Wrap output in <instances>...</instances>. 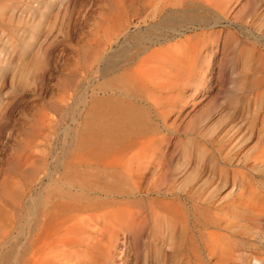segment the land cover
<instances>
[{"label":"rangeland","instance_id":"obj_1","mask_svg":"<svg viewBox=\"0 0 264 264\" xmlns=\"http://www.w3.org/2000/svg\"><path fill=\"white\" fill-rule=\"evenodd\" d=\"M147 10L137 0H0V264L25 263L27 198L37 195L41 208L67 200L72 165L97 157L89 147L105 122L116 131L99 136L113 144L105 160L122 146L133 155L141 127L149 155L184 162L176 187L199 178L219 204L234 207L246 233L230 238V264H264V212L260 218L243 207L247 192L249 202L264 205V163H255L264 153V0H230L212 27L176 36L150 21ZM138 59L146 82L135 91ZM121 82L132 89L116 88ZM105 85L118 91L110 102ZM125 116L128 124L119 123ZM219 142L230 151L227 167L215 164ZM145 234L117 227L101 236L85 264H165L153 259L156 247H144Z\"/></svg>","mask_w":264,"mask_h":264},{"label":"bare ground","instance_id":"obj_2","mask_svg":"<svg viewBox=\"0 0 264 264\" xmlns=\"http://www.w3.org/2000/svg\"><path fill=\"white\" fill-rule=\"evenodd\" d=\"M137 1L140 3L144 1L147 4L149 11L147 10L146 16L150 17V21L157 19V26L165 28L168 33H174L173 36L181 34L183 29L192 30L196 26H203L204 28L211 26L210 20L216 24L218 19L227 12L230 2V0ZM155 28L156 26H153V29ZM149 39L151 38L149 37ZM119 52L124 57L125 47L121 48ZM138 53V49L135 50L134 57ZM130 57H133V54ZM142 61L143 59H138L139 64L135 69L138 75L137 82H134L135 91H139L138 85L140 83L146 82L143 81L144 79L142 80L143 77L139 76L143 71ZM112 64L114 67V63ZM262 67L264 68V66ZM146 71H144L145 80L150 81ZM105 87H110L112 92V95L106 99L115 98L116 88H122L125 91L132 89H127V86L123 85L122 82L115 89L112 85H105ZM123 94L128 96L127 92ZM107 101L110 102L111 99ZM117 109L119 108L117 107ZM120 113L122 111H119ZM97 116L102 119L100 115ZM105 116V118L109 117L106 114ZM120 120L117 122H128L126 116ZM114 124L118 123L114 121ZM122 125L124 124L119 126L123 127ZM100 129L103 130L102 134L107 136H113L116 133L115 130H107L106 122L104 125L102 124ZM102 134L98 133V141L95 139L97 142L94 140L91 144L89 143L93 145L92 148L89 147V144L86 146L91 150L93 157H97L74 161L72 165L73 184L68 185L69 190L72 188L73 192H69L67 200L62 198L50 203V206L44 205L41 208V201H38L37 195L36 198H31V196L27 198L21 228L25 238L23 241L25 244L23 261L25 263L23 264L89 263L93 249L99 246L101 236L107 233L113 236L117 227L119 229L135 227L138 230V238H142L147 233L145 237H147L148 242L143 244L144 247L147 246L150 250L156 247L157 253L153 259L163 257L165 264L169 261L167 259H173V264H205L206 262H208L207 264H230L229 261L234 255V251L231 250L232 245L229 244L230 238L246 233L245 228L240 230V224L238 225L234 221V207L231 204H219L210 192L211 189L207 186V182H200L199 178L190 177L184 186L176 187L175 179L184 162L166 163L162 156L152 157L153 154L149 155L147 153L149 144L147 139H144L146 133L141 130V127H136L133 133L134 137H132L136 138L135 153L126 156L124 153L127 146H122L116 151L117 156H119L109 160H105L102 155L113 144L106 143L107 141L104 140L100 141L102 139L99 136ZM222 145V142H219L212 148L217 168L227 167L231 163L230 151H224ZM260 162L264 163V153L255 160L256 165ZM146 172H151L149 178L145 177ZM223 172L229 173L231 171L226 169ZM244 195V210L253 212L261 218L264 205H260L258 201L249 202L252 199L249 197V192ZM165 248H168L169 251H165ZM204 252L205 255L203 256Z\"/></svg>","mask_w":264,"mask_h":264}]
</instances>
